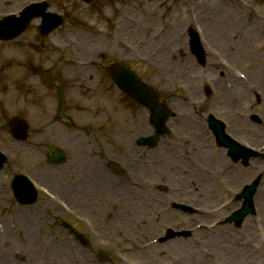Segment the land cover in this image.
Returning a JSON list of instances; mask_svg holds the SVG:
<instances>
[{
  "label": "rangeland",
  "instance_id": "obj_1",
  "mask_svg": "<svg viewBox=\"0 0 264 264\" xmlns=\"http://www.w3.org/2000/svg\"><path fill=\"white\" fill-rule=\"evenodd\" d=\"M211 1L213 4H210ZM18 2L0 0V18L5 13L17 10ZM49 3L50 11L62 15L65 23L47 38L43 47H40L34 29H29L15 41L0 43V150L8 158L7 167L0 172V264H254L255 225L250 219L238 229L228 226L216 229L222 241L209 242L205 237H199L197 247L190 244V239L143 247L166 229H189L186 222L190 216L171 209L167 204L169 201L198 208L197 214L191 218L196 219L202 228H208L211 223L225 217V202L232 192L225 189L223 171L226 161L216 148H208L209 151L197 156L194 153L192 160L187 162L194 172L208 170V177L202 178V182L200 177H185L174 169L173 175L162 179L160 176L167 165L180 164L168 160L163 165L158 160L160 156L168 158L162 156L161 145L151 150L152 158L149 161L155 167L151 165L149 168V181L161 185L166 191L160 193L154 188L150 192L153 202L145 203H136L138 197L135 195L113 203L112 199L99 198L94 194L86 209L76 205L88 218L90 226L93 225L91 227L75 223V218L64 211L54 212V207L61 206V201L69 204L64 191L60 192L59 198L56 192L64 182L71 185L69 180L74 179L68 177L72 167V157L64 148L68 141H78L82 145L95 141L100 148H105V141H116L111 133L112 120L116 122V117L119 132L129 133L127 141H134L138 136L151 132L145 113L129 104L104 75L101 67L110 62L127 63L164 100H169L168 106L176 113L183 109L180 107L182 99L185 101L188 98L185 95L187 86L197 93L199 91L200 100L203 98L200 95L202 87L208 86L212 91L209 104H214L210 111L224 119L223 110L216 105L217 98L222 95L218 86L226 84L236 71L250 77V81L258 84L253 90L264 94V20L259 21L264 19V0H94L90 5L77 0H49ZM211 9L221 10L222 13L218 15L220 26L229 24V19H225L227 16L231 21L238 20V27L245 25L246 19L252 25L250 29L258 26L254 30L253 40L237 44L224 42V51L231 49L230 59L234 58L230 65L216 64L211 58L214 56L206 52L205 67H198L189 59L187 49L182 44V59L177 64V60H174L175 63L170 61L171 66H176L177 78L180 79L175 82L169 75L165 77L161 70L162 67L166 69L167 65L147 64L139 56L142 51L157 48L169 50L165 38L179 36L185 27L207 26ZM232 14L236 17H231ZM161 39L163 47L159 48ZM46 69L60 76L65 115L73 119L78 128H69L64 119L53 123L50 109L55 103V95L38 81L39 74ZM169 71L175 76L173 70ZM221 74L224 75L221 77ZM237 101L235 106L241 104ZM189 110L192 112L193 108ZM257 113L262 116L264 110ZM18 115L28 119L33 132L31 139L24 144L12 142L5 128L7 120ZM86 122H91V136L81 133V124ZM94 125L101 128V137L95 135ZM168 126L173 130L174 119L169 121ZM263 129L264 122L261 131ZM243 142L247 146H259L249 141ZM52 145L59 147L65 155V161L60 165L55 164L53 168L45 158ZM183 152V155H187L185 149ZM198 157L203 160H198ZM14 173L26 174L35 183L41 197L34 206L18 207L15 204L9 188ZM207 182L212 187V198H206L204 203L202 200L205 198L201 199V193L205 187L202 190L199 186H206ZM118 187H122L119 181ZM147 203L150 205L146 208ZM200 205H206V209L199 208ZM70 206L76 215V206L72 202ZM204 212L207 216L200 217ZM125 216L127 218L123 219ZM62 222L73 225L88 239V249H83L68 235L61 226ZM240 236L249 240L246 251L240 248ZM98 252L105 253L108 260L99 261L96 256ZM228 253L233 254L228 257ZM261 253L264 256V248Z\"/></svg>",
  "mask_w": 264,
  "mask_h": 264
},
{
  "label": "water",
  "instance_id": "obj_2",
  "mask_svg": "<svg viewBox=\"0 0 264 264\" xmlns=\"http://www.w3.org/2000/svg\"><path fill=\"white\" fill-rule=\"evenodd\" d=\"M40 15H42L43 18V24L46 27V33L61 23V20L58 19L56 16L44 15V13H41ZM29 19L30 17L29 18L27 17V20ZM21 27H22L21 24L16 22L7 21L0 23V38L4 40H8L16 37L22 30ZM107 72L110 75V77L114 80L116 85L122 91L127 93L133 100L147 106L152 111L153 126L157 132H161L163 130L165 112L163 108L157 104L156 98L152 94V92L143 85H141L140 83H138L135 77L122 67H111L110 69L107 70ZM10 123L11 125H15L18 122L16 119H13L11 120ZM210 123L216 134V137L219 140H223L222 125L216 123V121H214L213 119L210 120ZM147 141L153 142L154 139L149 138L147 139ZM251 193H252V188H250L245 195L243 194V196H245L247 199L246 206L249 205V201H250L249 199Z\"/></svg>",
  "mask_w": 264,
  "mask_h": 264
},
{
  "label": "bare ground",
  "instance_id": "obj_3",
  "mask_svg": "<svg viewBox=\"0 0 264 264\" xmlns=\"http://www.w3.org/2000/svg\"><path fill=\"white\" fill-rule=\"evenodd\" d=\"M210 4H213V1H211ZM222 12L221 10H214L211 9V11H209V15H220ZM222 27L219 25V21L215 20V30L216 32L220 33L222 31ZM159 56L161 57V55L159 54ZM169 69L172 71V67H169ZM173 72V71H172Z\"/></svg>",
  "mask_w": 264,
  "mask_h": 264
},
{
  "label": "flooded vegetation",
  "instance_id": "obj_4",
  "mask_svg": "<svg viewBox=\"0 0 264 264\" xmlns=\"http://www.w3.org/2000/svg\"><path fill=\"white\" fill-rule=\"evenodd\" d=\"M0 101H1V113H2V89H1V97H0ZM1 133H2V123H1ZM240 134H244V132L241 131ZM86 171H87V166H86V165H82V166L78 169L77 173L83 175V174L86 173Z\"/></svg>",
  "mask_w": 264,
  "mask_h": 264
}]
</instances>
